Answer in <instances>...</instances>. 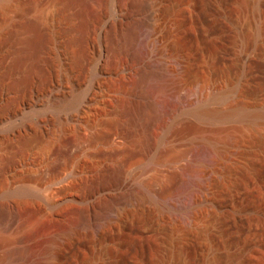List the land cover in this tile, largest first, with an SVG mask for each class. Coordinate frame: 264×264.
<instances>
[{"label":"rangeland","instance_id":"obj_1","mask_svg":"<svg viewBox=\"0 0 264 264\" xmlns=\"http://www.w3.org/2000/svg\"><path fill=\"white\" fill-rule=\"evenodd\" d=\"M131 1L0 0V264H264V0H148V67L179 54L185 75L164 96L126 40ZM108 198L118 214L82 228Z\"/></svg>","mask_w":264,"mask_h":264},{"label":"bare ground","instance_id":"obj_2","mask_svg":"<svg viewBox=\"0 0 264 264\" xmlns=\"http://www.w3.org/2000/svg\"><path fill=\"white\" fill-rule=\"evenodd\" d=\"M131 6H132V14H131V19L129 21L128 27L126 28L125 36L129 44L139 45V50L137 52V55L142 59V65H141L140 72H139L140 80L146 87H148V84H150L153 88H155L158 91V92L156 91L158 95L161 94L162 96H164L163 93H166L167 91H169L170 87L177 79L179 80L181 79V77L185 76L183 72H181L178 68V66H181L182 64L181 56L179 54L174 56V62H175L174 64L172 63L173 61L171 62L169 60H165V61L160 62L158 65L148 67V0H132ZM175 10H176V5L171 4L168 7L166 6V10L164 11L166 15L165 20L170 29L175 24L174 23L175 16L173 18H170L169 16L171 13L173 15ZM158 19H159V23L157 25V28L162 25L161 17L158 16ZM111 23L109 20H107V18H104V17L102 18V23H100L101 25L99 27L101 37L105 32L107 33V30L111 26ZM103 40L101 38V44H102L101 53L102 54H101L100 62L98 63L99 64L98 69L100 72H102V74L104 70L106 69L105 66H107L108 63H111L113 60V56L111 55L112 53L111 51L113 47H111L109 44L108 45L105 44ZM158 42H159L158 39L152 40L150 42V45L154 46ZM190 87L193 92L197 93L198 81L195 79H192V83ZM55 93H49L48 95H46L45 102L48 103L49 105L56 106L58 109L66 113H70L72 111L71 109L73 108L78 109V110L81 108L82 103L80 104L81 100L79 96L76 97L75 99L73 98V100L70 99L71 101H66L68 100V98L64 99L62 96H60V94H55ZM5 95H6V90L3 86H1L0 87V99H2V97ZM206 110H207L206 108L201 107L198 110V113L206 112ZM65 122H66V118L61 120L59 124L64 125ZM124 130L128 131L129 129L127 127H124ZM112 185H114V181L99 182L97 185L88 189L84 193L83 198L92 199L95 196H99L103 194L104 191L109 190V188L112 187ZM195 202L196 203L198 202L197 197H195ZM179 205H180L179 206L180 217H182L183 219H189L190 214H192L191 213L192 209L191 208L188 209V205L186 204V202L180 203ZM117 209L119 210V208ZM115 211H116V206H115L114 201L109 198L107 200L105 199L104 201L100 203V209L97 213H95L94 220L92 221L90 218L84 217V219L79 222V225L84 229H88L92 227V225L94 224L100 225L104 219L108 217L110 218L111 216L112 217L116 216L118 213H115ZM14 216L15 215L13 211L11 210L0 212V226L10 225L13 222V220H15ZM186 222H187V225L191 224V222L189 221H186ZM151 223L149 224V221H148V233H152L155 229L153 228V225H151ZM14 257L16 261L18 262V264H26L27 253L25 252V250L17 251L14 254Z\"/></svg>","mask_w":264,"mask_h":264}]
</instances>
